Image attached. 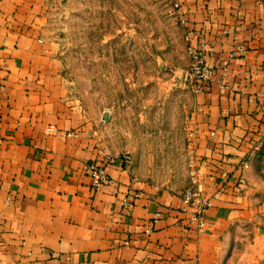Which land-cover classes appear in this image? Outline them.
Returning a JSON list of instances; mask_svg holds the SVG:
<instances>
[{
    "label": "crops",
    "instance_id": "1",
    "mask_svg": "<svg viewBox=\"0 0 264 264\" xmlns=\"http://www.w3.org/2000/svg\"><path fill=\"white\" fill-rule=\"evenodd\" d=\"M176 1L214 67L189 133L204 227L103 148L50 35L60 0H0V264H264V0Z\"/></svg>",
    "mask_w": 264,
    "mask_h": 264
},
{
    "label": "rangeland",
    "instance_id": "2",
    "mask_svg": "<svg viewBox=\"0 0 264 264\" xmlns=\"http://www.w3.org/2000/svg\"><path fill=\"white\" fill-rule=\"evenodd\" d=\"M102 145L154 183L194 191L196 59L176 0H60L51 34Z\"/></svg>",
    "mask_w": 264,
    "mask_h": 264
},
{
    "label": "built area",
    "instance_id": "3",
    "mask_svg": "<svg viewBox=\"0 0 264 264\" xmlns=\"http://www.w3.org/2000/svg\"><path fill=\"white\" fill-rule=\"evenodd\" d=\"M207 46L201 43L193 48L195 59H196V71L194 77L193 88L196 93H201L204 91L205 84L208 82L214 72V67L207 63L205 58ZM89 171L92 177L93 187L95 189L102 188L108 185L112 179L108 173L107 167L101 164L93 163L89 166ZM200 200L199 195L195 191H187L184 203L187 206L197 204L198 211L196 217L199 219L200 228L205 225V217L208 208L211 203L207 200ZM123 208L129 210L133 207L134 202L129 197L125 198L122 202Z\"/></svg>",
    "mask_w": 264,
    "mask_h": 264
}]
</instances>
